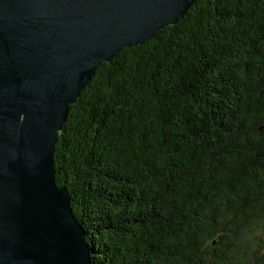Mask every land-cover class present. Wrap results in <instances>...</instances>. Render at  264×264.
<instances>
[{"label": "trees", "instance_id": "1", "mask_svg": "<svg viewBox=\"0 0 264 264\" xmlns=\"http://www.w3.org/2000/svg\"><path fill=\"white\" fill-rule=\"evenodd\" d=\"M53 165L91 264H264V0H196L101 64Z\"/></svg>", "mask_w": 264, "mask_h": 264}, {"label": "water", "instance_id": "2", "mask_svg": "<svg viewBox=\"0 0 264 264\" xmlns=\"http://www.w3.org/2000/svg\"><path fill=\"white\" fill-rule=\"evenodd\" d=\"M196 0H0V264H91L55 183L70 106L101 64L142 45Z\"/></svg>", "mask_w": 264, "mask_h": 264}]
</instances>
